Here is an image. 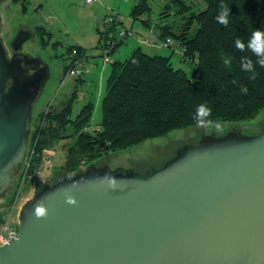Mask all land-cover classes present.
<instances>
[{
	"label": "water",
	"instance_id": "water-1",
	"mask_svg": "<svg viewBox=\"0 0 264 264\" xmlns=\"http://www.w3.org/2000/svg\"><path fill=\"white\" fill-rule=\"evenodd\" d=\"M31 34L20 28L8 43L0 34V200L25 160L48 77L21 52ZM109 155L42 181L0 264H264V128L199 134L144 174L111 169Z\"/></svg>",
	"mask_w": 264,
	"mask_h": 264
},
{
	"label": "trees",
	"instance_id": "trees-1",
	"mask_svg": "<svg viewBox=\"0 0 264 264\" xmlns=\"http://www.w3.org/2000/svg\"><path fill=\"white\" fill-rule=\"evenodd\" d=\"M13 1H20L26 9L25 0ZM172 1L177 6L166 4V19L155 21L152 32L163 42L171 39L177 43L181 61L194 65L191 75L174 66L172 55L148 54L140 46L127 58L109 62L100 127L86 130L92 101L83 104L74 118L70 117L75 91L58 107L50 104L34 114L27 148V154L33 151L30 172L43 152L61 139H70L65 148V165L73 173L108 151L125 150L172 130L196 125L193 117L200 104L211 109L209 119L215 122L255 118L264 108V67L256 65V78L250 79L251 73L241 69L240 60L248 57L255 64L257 57L247 48L241 52L235 47L237 38L247 44L255 30L264 31V0H199L204 4L200 9L194 2ZM221 3L230 8L227 27L215 19ZM150 12L148 0H135L130 15L135 19ZM108 15L111 13L104 17ZM113 16L111 23L103 24L106 29L100 30L99 47L105 56H112L124 41L118 42L113 36L122 23L118 14ZM168 16H178L180 24L175 28ZM141 21L150 26L145 18ZM193 24L196 28L190 34ZM45 33L40 32V36L47 43L50 37L44 38ZM65 53L70 61L64 66L65 72L74 59L86 57L85 49L77 45L69 46ZM241 87L247 88L246 94Z\"/></svg>",
	"mask_w": 264,
	"mask_h": 264
},
{
	"label": "rangeland",
	"instance_id": "rangeland-1",
	"mask_svg": "<svg viewBox=\"0 0 264 264\" xmlns=\"http://www.w3.org/2000/svg\"><path fill=\"white\" fill-rule=\"evenodd\" d=\"M185 1L187 3L194 2L198 9L204 7V4L199 0ZM134 4L135 0H94L91 3H86L85 0H25L26 9L23 10L20 1H0L2 20L0 34L5 43H8L20 28H27L32 34L23 43L21 52L39 58L48 69V77L34 105V114L44 110L50 104L54 108L58 107L60 102L66 100L75 91L70 117L74 118L83 104L92 101L93 111L86 130L93 131L100 127L101 100L104 94L105 80L109 73V62L105 60L104 52L100 56L102 54L99 47L100 30L106 29L102 18L107 13H116L120 16L119 19L122 23L117 25L113 36L116 41L124 40V43L122 42L112 57L106 56L109 59L123 60L129 56L132 45L136 44L135 39L139 38L140 41H143L142 43L157 42L158 40H155L152 32V29H155V21L162 22L166 19L163 15L167 13L165 12L168 10L167 5L177 6L172 0H148L151 12L134 19L130 15ZM143 18L149 21L150 26L141 21ZM167 20L173 21L175 28L180 24L178 16L173 18L168 16ZM40 27L42 29H39ZM195 28L196 24H193L190 34ZM43 31L46 32L43 34L44 38L50 37L47 43L40 36V32ZM126 31H130V34H126ZM120 33L126 34L125 37L121 38ZM73 45L83 47L87 55L81 79L67 74L64 69V66L70 62L66 58V49ZM141 45L144 46V44ZM171 60L175 67L182 68L188 75H191L194 70V65L181 61V57L177 53L172 54ZM219 124V129L215 126L203 128L193 125L172 130L164 136L146 140L125 150L108 151L94 159L92 163L111 153L112 155H109L111 161L108 164L111 169L122 167L144 174L149 170L147 167L160 165L162 160L171 154L172 149L182 142L186 140L196 142L199 134H218L229 128L245 134L257 133L261 128H264V108L255 118L226 120L220 121ZM69 144L70 139H61L48 150L52 164L49 168L44 169L41 178L51 176L53 171L54 174L47 179L52 182L59 174L69 173L65 165V148ZM16 180L17 176L8 194L0 200V217L11 215L14 222L18 221L19 212L24 203L32 197L34 190L38 189L41 183L34 181L27 185L18 197H15ZM11 198H14L13 203L10 202Z\"/></svg>",
	"mask_w": 264,
	"mask_h": 264
},
{
	"label": "clouds",
	"instance_id": "clouds-1",
	"mask_svg": "<svg viewBox=\"0 0 264 264\" xmlns=\"http://www.w3.org/2000/svg\"><path fill=\"white\" fill-rule=\"evenodd\" d=\"M229 17H230V8L229 5L225 3H221L219 5V12L216 16V21L224 25L225 27L229 24ZM235 47L243 52L245 48H247L251 53H253L257 59L255 61V64L253 61L248 57H241L240 64L241 69L243 71L251 73L250 79H255L257 72H256V65H259L260 67H264V31L261 30H255L252 33L251 39L248 41L247 44L243 43L239 38L235 41ZM230 59L225 60V64L230 63ZM240 91L242 93H247L246 87H241ZM211 109L206 104H200L197 109L195 116L193 117L197 127H203V128H211L215 126L217 129L220 128L219 122H215L209 117H211ZM67 203L69 204H75V200L71 197L67 199ZM35 216L37 218L45 217L47 215V210L43 206L42 203H38L35 207Z\"/></svg>",
	"mask_w": 264,
	"mask_h": 264
},
{
	"label": "built area",
	"instance_id": "built-area-1",
	"mask_svg": "<svg viewBox=\"0 0 264 264\" xmlns=\"http://www.w3.org/2000/svg\"><path fill=\"white\" fill-rule=\"evenodd\" d=\"M92 1L94 0H85L86 3H91ZM113 14L114 13H111V15L103 17L102 19L103 24L111 23L114 18ZM126 34L129 35L130 31H126ZM125 35L124 33L119 34L121 38H124ZM171 42H172L171 39H166L164 44H170ZM104 58L105 60L110 62L108 56H104ZM83 70H84V61L80 59H74L72 64L69 65L67 69V74L79 78L81 77ZM32 157H33V151H29L28 154L26 152L25 160L17 174L15 197H18L19 194L22 192V190L27 185L32 184L34 181L42 182L44 180L49 179V177L41 178L42 173L45 171L44 169L49 168V166L52 164V158L49 155L48 151L43 152L37 166L33 168L32 172H30ZM17 224L18 221L14 222L12 220L11 215H8L7 217H2L0 221V246L4 245L5 243L8 244L9 243L8 241H12V239H15V236L13 235H16Z\"/></svg>",
	"mask_w": 264,
	"mask_h": 264
},
{
	"label": "crops",
	"instance_id": "crops-1",
	"mask_svg": "<svg viewBox=\"0 0 264 264\" xmlns=\"http://www.w3.org/2000/svg\"><path fill=\"white\" fill-rule=\"evenodd\" d=\"M154 38H156L155 36H154ZM136 40V44H133L132 45V47H131V49H130V53H131V51L134 49V48H136V47H141V49L144 51V52H146V53H148V54H158V55H163V56H170V55H172L173 53H177V54H179V56H180V52L178 51V48H177V43L175 42V41H173L172 40V42L169 44V45H165L164 43H163V40H159L158 38H156L155 40H158L157 42L156 41H152V42H146V43H142L143 41H140V39L139 38H137V39H135ZM124 43V42H123ZM141 44H144V46H142ZM122 45V44H121ZM120 45V46H121ZM120 46H118L117 47V49L115 50V52L116 51H118V49L120 48ZM100 51H101V53L102 54H100V56H102L103 55V52H104V50L103 49H101L100 48ZM85 55H86V53H85ZM87 56V55H86ZM110 57H112V56H109V58ZM171 58H172V56H171ZM113 60H115V59H110V61H113ZM83 61H84V67H85V62H86V57L83 59ZM172 61V60H171ZM80 79H81V77H79ZM54 173H53V171H52V174H51V176L53 175ZM51 176H48L49 178L51 177Z\"/></svg>",
	"mask_w": 264,
	"mask_h": 264
},
{
	"label": "flooded vegetation",
	"instance_id": "flooded-vegetation-1",
	"mask_svg": "<svg viewBox=\"0 0 264 264\" xmlns=\"http://www.w3.org/2000/svg\"><path fill=\"white\" fill-rule=\"evenodd\" d=\"M1 1V0H0ZM49 182H51V181H49Z\"/></svg>",
	"mask_w": 264,
	"mask_h": 264
}]
</instances>
